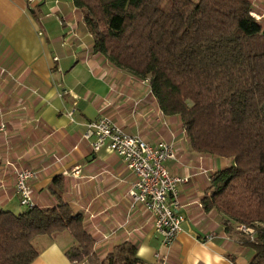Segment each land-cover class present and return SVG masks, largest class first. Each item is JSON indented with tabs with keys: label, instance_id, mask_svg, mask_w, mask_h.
<instances>
[{
	"label": "crops",
	"instance_id": "1",
	"mask_svg": "<svg viewBox=\"0 0 264 264\" xmlns=\"http://www.w3.org/2000/svg\"><path fill=\"white\" fill-rule=\"evenodd\" d=\"M250 2L264 27V0ZM93 44L73 0H0V208L24 210L14 167L31 168L35 205H55L60 188L100 259L128 242L142 264H247L253 251L203 205L211 175L232 159L192 150L180 117L164 114L146 81L114 67ZM99 114L151 145H173L175 159L165 166L186 181L178 187L181 231L170 247L161 244L150 212L128 195L136 177L123 160L105 148L93 152L83 139ZM72 242L67 231L34 238L38 256L30 264H76L65 254Z\"/></svg>",
	"mask_w": 264,
	"mask_h": 264
},
{
	"label": "trees",
	"instance_id": "2",
	"mask_svg": "<svg viewBox=\"0 0 264 264\" xmlns=\"http://www.w3.org/2000/svg\"><path fill=\"white\" fill-rule=\"evenodd\" d=\"M93 50L146 81L162 112L178 115L192 150L232 159L211 175L203 198L225 230L264 264V27L250 0H73ZM56 179V178H55ZM47 208H0V264H30L34 238L67 231L74 263L142 264L123 242L105 258L80 213L60 200Z\"/></svg>",
	"mask_w": 264,
	"mask_h": 264
},
{
	"label": "built area",
	"instance_id": "3",
	"mask_svg": "<svg viewBox=\"0 0 264 264\" xmlns=\"http://www.w3.org/2000/svg\"><path fill=\"white\" fill-rule=\"evenodd\" d=\"M252 15L255 16L254 13ZM72 113L73 109L68 115ZM0 131H5L3 123ZM82 137L90 142L93 152L105 148L123 160L136 177L128 195L134 203H141L150 212L161 244L170 247L181 231L183 217L178 213V187L186 181V177L172 175L165 166L167 160L175 159L173 145L165 141L151 145L138 135L126 133L104 114L86 123ZM14 175V190L19 204L32 207L35 202L31 182L37 177L36 171L14 167ZM206 238L210 239L212 235Z\"/></svg>",
	"mask_w": 264,
	"mask_h": 264
}]
</instances>
